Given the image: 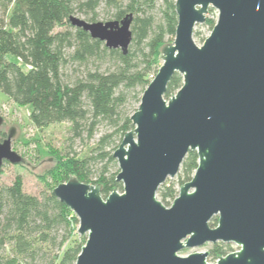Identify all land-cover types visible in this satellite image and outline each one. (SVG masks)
<instances>
[{"label":"water","instance_id":"1","mask_svg":"<svg viewBox=\"0 0 264 264\" xmlns=\"http://www.w3.org/2000/svg\"><path fill=\"white\" fill-rule=\"evenodd\" d=\"M174 6V39L161 48L162 64L131 113L133 128L112 153L122 192L103 198L100 184L75 178L51 190L86 236L75 264H209L208 251L179 252L217 242L239 249L213 264H264V0H175ZM209 8L218 17L198 46L194 27ZM68 20L109 49L125 53L131 43L132 14ZM174 73L182 85L165 99ZM13 136L10 128L0 139V174L5 163L26 164L11 147ZM189 151L197 167L167 207L156 192Z\"/></svg>","mask_w":264,"mask_h":264},{"label":"trees","instance_id":"2","mask_svg":"<svg viewBox=\"0 0 264 264\" xmlns=\"http://www.w3.org/2000/svg\"><path fill=\"white\" fill-rule=\"evenodd\" d=\"M174 2L0 0V90L15 104L31 106L29 117L37 128L68 122L72 142L90 140L98 128L107 127L86 154L70 150L57 160L61 177L55 185L75 178L100 184L103 198L114 189L122 192L116 181L118 170L110 171L117 166L112 153L133 128L131 113L150 81L148 76L158 70L161 48L174 39ZM99 7L110 20L132 14V40L125 53L107 48L68 20L78 12L88 22L97 21ZM207 24L212 29L215 22L207 19ZM59 26L64 30H56ZM71 67L77 75L69 73ZM181 85L182 76L174 73L165 99ZM197 159L196 152L189 151L176 183L160 185L156 194L165 206L190 180ZM53 187L38 196L28 194L19 175L0 184V264H75L85 238L76 235L78 219L51 193ZM216 224L213 217L209 225ZM229 249L226 243L213 244L209 257L217 259Z\"/></svg>","mask_w":264,"mask_h":264},{"label":"rangeland","instance_id":"3","mask_svg":"<svg viewBox=\"0 0 264 264\" xmlns=\"http://www.w3.org/2000/svg\"><path fill=\"white\" fill-rule=\"evenodd\" d=\"M97 13V21L105 22L110 20L104 14L102 7L97 9ZM73 15L85 19L81 13L75 12ZM217 17L218 11L215 8H209L206 14V21L194 27L193 41L196 45H202L204 39L208 37L212 30L209 24H207V19L216 22ZM64 28V26H59L56 30H64ZM161 64L162 61L159 58L157 67L159 68ZM72 69L73 67L68 70L69 73L77 75L78 72L72 71ZM137 106H135L136 109ZM30 112V105H17L0 90V115L3 117V124L0 126V135L2 138H5L7 131L10 128H14L11 147L26 163L24 165L5 163L1 169L0 184H9L15 176L19 175L22 179L24 192L38 196L49 187H53L57 180L60 179L61 171L57 167V160H63L64 153L70 150H73L80 156L86 154L88 151L87 148L96 142L107 127L101 126L98 128L94 137L90 140L84 137L83 140L78 139L72 142L68 140V136L70 135V124L68 122L55 123L44 128H37L30 120ZM115 170H119L118 165L110 169L111 172ZM92 179L95 178L92 177ZM166 181L176 183L177 174L173 178H168ZM88 184L94 185L92 182ZM157 199L159 200L158 196ZM76 235L86 240V236H80L77 233V229ZM217 243L220 244L221 242ZM226 244L230 245L228 253L239 249L234 243ZM212 245V243H205L201 247L185 248L179 252V255L186 256L194 252L209 251ZM216 260L211 259L209 256L207 258L209 264L215 263Z\"/></svg>","mask_w":264,"mask_h":264},{"label":"built area","instance_id":"4","mask_svg":"<svg viewBox=\"0 0 264 264\" xmlns=\"http://www.w3.org/2000/svg\"><path fill=\"white\" fill-rule=\"evenodd\" d=\"M155 76V74H150L149 75V80H152V78Z\"/></svg>","mask_w":264,"mask_h":264},{"label":"flooded vegetation","instance_id":"5","mask_svg":"<svg viewBox=\"0 0 264 264\" xmlns=\"http://www.w3.org/2000/svg\"><path fill=\"white\" fill-rule=\"evenodd\" d=\"M209 252V251H208ZM209 256V255H208Z\"/></svg>","mask_w":264,"mask_h":264}]
</instances>
